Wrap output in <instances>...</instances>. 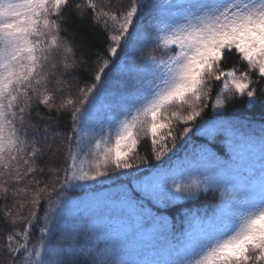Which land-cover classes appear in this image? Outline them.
I'll use <instances>...</instances> for the list:
<instances>
[{
	"label": "snow or ice",
	"instance_id": "1",
	"mask_svg": "<svg viewBox=\"0 0 264 264\" xmlns=\"http://www.w3.org/2000/svg\"><path fill=\"white\" fill-rule=\"evenodd\" d=\"M5 177L6 264H264V0H0Z\"/></svg>",
	"mask_w": 264,
	"mask_h": 264
},
{
	"label": "trees",
	"instance_id": "2",
	"mask_svg": "<svg viewBox=\"0 0 264 264\" xmlns=\"http://www.w3.org/2000/svg\"><path fill=\"white\" fill-rule=\"evenodd\" d=\"M84 0H72L73 5L77 4V3H83ZM115 2V0H114ZM120 3L123 4H127L128 0H119ZM90 16L91 13L89 11L86 10V14L85 17L83 19H81L78 15H76L75 13L73 14L72 18L70 21H68L67 24H65L63 26V31L61 32V36L64 38L67 37H75V41L74 43L83 47H88L90 49H95L98 46H100V44L102 43V34L99 33L96 29H94L91 25L90 22ZM79 53V48L77 49V54ZM157 60L161 59V57L159 55H157ZM62 60V52H57L54 57H53V62L59 64ZM233 65H235L236 67L240 68L241 70H243V62L238 60V57L236 55H232L230 56L227 60L224 61L223 63V67L224 68H230ZM219 82L218 81H212L211 82V87L213 90V98L215 96L216 90L218 88ZM55 86V82L53 81V83L49 84V88H53ZM76 88L77 85L73 84L72 86V95L73 97L76 94ZM66 95V94H65ZM65 95H62L61 93L57 92L56 93V103H59L62 99L65 98ZM209 104L211 103V101H207ZM41 111H44L43 106H40ZM245 112V109L243 108V106H236L234 109H232V114L233 115H240L242 113ZM59 120H60V124L61 127L63 129H67L69 128L70 125V110L64 112L62 115L59 116ZM182 125L177 129V131L182 130ZM139 153L140 155H149L150 156V140L149 139H142L141 143L139 145ZM182 155V153H181ZM144 166L141 165V168H143ZM32 177H28L26 178L24 181L19 182L18 187H24V185L28 182V180H30ZM41 177H37V179H40ZM2 179H6L5 178H0V180ZM49 177L48 176H44L43 180H48ZM43 183L40 184V187H43ZM33 190H35V186H32ZM111 187H115V186H111ZM31 198V193H24L22 194L20 197H13L11 194L9 195L8 199L5 201L4 199H0V216L3 215V211H6L7 209L4 207L6 204L9 206H13V211L16 210L17 206H14V202L17 200H21V201H27ZM79 198V197H78ZM215 197L209 196L206 198H202L198 201H196L195 203L193 202H188L186 204H182V205H178L177 207H192V208H203V207H209L210 206V202L214 201ZM29 211V206L27 204H25V207L22 210V215L27 216ZM43 213L41 212V215ZM170 217H173L175 220H178V217H175L174 213H169ZM42 224V221H41ZM41 225H37V229L40 227ZM34 233L36 236L39 235V232L37 230H34ZM0 235H2V233H0ZM3 241L0 240V244H2ZM0 264H6L5 261V257H4V249L0 248Z\"/></svg>",
	"mask_w": 264,
	"mask_h": 264
}]
</instances>
